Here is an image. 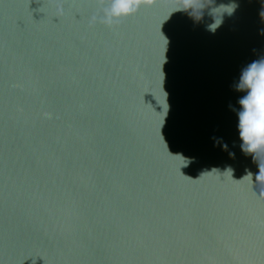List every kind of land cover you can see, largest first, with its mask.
Wrapping results in <instances>:
<instances>
[{
	"label": "water",
	"instance_id": "obj_1",
	"mask_svg": "<svg viewBox=\"0 0 264 264\" xmlns=\"http://www.w3.org/2000/svg\"><path fill=\"white\" fill-rule=\"evenodd\" d=\"M235 2L212 33L183 0L112 27L100 0H0V264H264L237 87L264 0Z\"/></svg>",
	"mask_w": 264,
	"mask_h": 264
},
{
	"label": "clouds",
	"instance_id": "obj_2",
	"mask_svg": "<svg viewBox=\"0 0 264 264\" xmlns=\"http://www.w3.org/2000/svg\"><path fill=\"white\" fill-rule=\"evenodd\" d=\"M100 2L103 16L98 18L99 22L112 27L120 20L136 14L141 7L153 5L155 0H110L106 6L103 0ZM237 7L235 0H228L227 3H217L216 0H183V7L179 10L187 11L197 21L207 15V30L215 33L223 24L224 17L232 16ZM260 15L264 17V9ZM93 20L96 21L97 18L93 17ZM237 87L244 93L240 97L241 107L238 112V132L242 141L240 147L259 163L257 180L264 182V159H261L264 157V58L252 61L241 70Z\"/></svg>",
	"mask_w": 264,
	"mask_h": 264
}]
</instances>
